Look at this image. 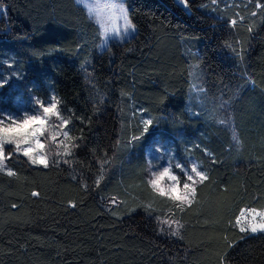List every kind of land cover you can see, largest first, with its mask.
<instances>
[{
    "label": "trees",
    "instance_id": "obj_1",
    "mask_svg": "<svg viewBox=\"0 0 264 264\" xmlns=\"http://www.w3.org/2000/svg\"><path fill=\"white\" fill-rule=\"evenodd\" d=\"M125 2L136 31L100 50L76 0H0V72L12 60L20 75L0 87V111L20 90L54 94L69 136L47 167L5 145L0 264H264V232L236 223L264 209V0ZM157 139L208 177L183 211L148 183Z\"/></svg>",
    "mask_w": 264,
    "mask_h": 264
},
{
    "label": "rangeland",
    "instance_id": "obj_2",
    "mask_svg": "<svg viewBox=\"0 0 264 264\" xmlns=\"http://www.w3.org/2000/svg\"><path fill=\"white\" fill-rule=\"evenodd\" d=\"M181 5L185 6L183 3H181V0H176ZM227 4H241L248 0H223ZM77 3L82 5L85 9L87 14L90 16V18L98 25L101 39L99 43V49H103L106 47L107 43L111 39H117L121 40L124 38L129 37L130 35L134 34L136 31L135 25L130 21L128 17V10H127V4L125 0H86V3H81L80 0H76ZM86 4H92L94 8L97 9V11H93L91 14L89 13ZM106 5H117V6H123V8L126 10L128 20L131 22L132 25H134V30H130L127 33H123L124 28V20L122 16L119 13V7L117 8H109L106 7ZM99 17V18H98ZM103 21V26L100 21ZM104 27L109 28L110 38L105 42L103 31ZM118 29L121 30V35L117 36L114 33H112V29ZM195 38V37H193ZM195 46V44L191 43V41L186 45L185 49L187 53L191 52V47ZM197 52V49H195ZM7 68L3 69V71L0 72V87L2 85L7 84L8 82L12 83V86H16V79L20 76L18 68L14 66L13 61L9 60L6 63ZM202 65L199 61H195L192 59L190 61V80H191V100H199L202 96L203 87H202ZM11 87V86H10ZM8 97V94H0V98L6 100ZM52 98L56 97L54 94H51L46 99H43L39 96L34 95H26L22 90H20L14 97L12 104L13 109L12 110H4L0 111V119L4 120V126L11 123V121L7 120L8 116H12L13 119L20 120L23 118L24 114L27 113L28 115H40L42 113V110L37 111L39 108V105L36 103L38 100L43 102L44 105L47 107L49 102L52 100ZM189 101V106L191 113L197 112V110L194 108V102ZM57 101V100H56ZM201 104V101L198 102ZM57 112H58V105H57ZM59 114V112H58ZM62 120H66L63 118L60 114L59 117L56 115L50 116L46 121L45 124L41 128V133L38 134L35 138L31 140L30 143L25 144L21 143V152L23 153L24 148L31 149L32 156L40 157L43 156L48 161L52 160L53 156L63 154L65 152L64 145H68L69 136L67 137L63 136V132L68 131L66 129V126H62ZM143 120H148V118L143 115ZM35 124L28 125V128L35 127ZM55 137V139H53ZM11 137L6 136L5 139H10ZM37 141L39 144L43 145V148L38 147ZM16 145L15 143H11ZM7 145V143L5 144ZM28 157V156H27ZM30 159V157H28ZM147 158L149 163V173L151 175L150 180L154 179L153 173L159 174L163 171L165 167L170 168L171 175H175L179 178V182L173 181L170 179L169 176H165L159 181V186L163 188L166 192L169 189V186L176 184L178 192L183 191V183L186 179L185 173H190L191 166L193 164H196L198 166V170L203 171L202 168L199 165V162L194 159L193 156H188L189 159L181 160L179 155L177 154L175 150V146L171 141L165 140H155L151 145L147 148ZM31 161V159H30ZM4 164V163H3ZM179 164L182 167L177 168L176 165ZM0 167H3V165H0ZM183 169V172H182ZM192 199V198H191ZM255 210L256 213H262L264 212V209H256V208H248L245 207L241 210L240 214L237 218L240 219V223L238 226L241 228L243 226L247 225V222L252 219L254 213L252 210ZM255 220L259 222L260 216L256 215ZM237 221V219H236Z\"/></svg>",
    "mask_w": 264,
    "mask_h": 264
},
{
    "label": "snow or ice",
    "instance_id": "obj_3",
    "mask_svg": "<svg viewBox=\"0 0 264 264\" xmlns=\"http://www.w3.org/2000/svg\"><path fill=\"white\" fill-rule=\"evenodd\" d=\"M81 3H86V0H80ZM181 3H183L185 6L187 5V0H181ZM86 7L91 14L93 11H97L96 8L92 4H86ZM106 7L109 8H117L119 7V13L122 16L124 20V28H123V33H127L130 30H134V25L131 24V22L128 20L126 10L123 8V6H117V5H106ZM257 7H260V5H257ZM255 15V13H253ZM99 18V17H98ZM102 26H103V21H100ZM232 24L235 25L236 21L233 20ZM112 33H114L117 36H120L121 30L113 28ZM251 31V29H249ZM103 36L105 39V42L110 38V33H109V28L104 27L103 31ZM39 105V108L37 111L42 110V113L40 115H28L27 113L24 114L23 118L20 120L13 119L12 116H8L7 120L11 121L10 124L4 126V120L0 119V165H3L4 160L6 159L5 156V144H11L15 143L16 144V151L20 152L22 149L20 147L21 143L28 144L31 142L33 138H35L38 134L41 133V128L45 124V121L52 115H56L59 117V114L57 112V101L55 98H52V100L49 102L48 106L46 107L43 102L37 101L36 102ZM153 121L151 119L144 120L143 121V132H141V136L148 132L150 125H152ZM35 124V127L28 128V125ZM68 124V120H62V126H66ZM63 136L67 137V132L62 133ZM11 137L10 139H5V137ZM55 139V137H53ZM133 140L139 139V137H133ZM38 147L43 148L42 144H39L37 141ZM64 150L67 153L69 151L68 145H64ZM23 154L25 156L30 157L31 162L33 164H42L45 167H47V160L43 158V156L36 157L32 156L31 154V149L29 148H24L23 149ZM8 156H11L12 153H8ZM177 168H181L182 166L177 164ZM183 172V169H182ZM7 174L9 176L16 175L15 172H13L11 169L7 170ZM186 179L183 183V191L178 192L176 184H173L169 186L168 191L166 192L163 188L159 186V181L165 176H169L170 179L173 181H176L177 183L179 182V178L175 175H171L170 168L165 167L162 172L159 174L153 173V176L155 177L154 179L148 181V183L153 187L154 190L159 192L161 196H168L171 200L176 201V207L180 210H184L185 204H191L193 198L196 193V187L195 185L202 183L203 181L207 180L208 177L205 175L203 171L198 170V166L196 164H193L190 169V173H185ZM102 175L98 177L96 184L98 185L100 183V180L102 179ZM86 187V186H85ZM33 196L38 195V193L33 192ZM71 203V202H70ZM112 204H116L117 201L115 198L111 200ZM74 206V205H73ZM13 207H16V205H13ZM150 207V205H149ZM252 212L254 213L253 217L251 220L247 222L246 226H243L240 228L241 232H246L250 231L252 233L256 232H264V212L262 213H256L255 210L253 209ZM259 215L260 220L257 222L255 220V216ZM172 223L176 224V230L173 231V235H179V228L182 227V225L179 223V221H173ZM237 224L240 223V219L237 218L236 221ZM223 258H221V261Z\"/></svg>",
    "mask_w": 264,
    "mask_h": 264
}]
</instances>
